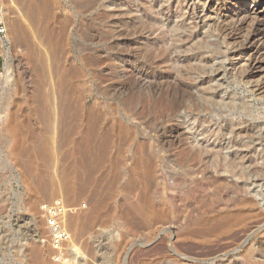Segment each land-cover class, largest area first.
<instances>
[{"label":"rangeland","instance_id":"obj_1","mask_svg":"<svg viewBox=\"0 0 264 264\" xmlns=\"http://www.w3.org/2000/svg\"><path fill=\"white\" fill-rule=\"evenodd\" d=\"M55 1L51 20L43 21L42 25L50 27L53 32L59 30L60 23L71 21L68 28L62 27L61 30H66L69 42L66 47V68L75 67L78 71L71 80L76 95L82 97V105L77 111L80 119L85 118L86 112L99 117L100 131L109 132L111 144L102 161H90L91 166H88L79 158L77 151V143L87 133L84 123L81 125L79 121L64 138L59 135L57 119L61 108L55 93L60 76L55 70L54 56L46 52L43 44L46 36L41 34L33 38L30 35L32 44L38 46L41 43L37 49L46 59L47 78L45 85H42L43 92L48 93L53 89L50 109L53 119L49 124L42 104H37V98L40 99L37 86L41 77L35 70V56L17 41V32L12 27V22L18 20L22 26L29 28L25 9L21 6L23 3L21 0H0V264H53L51 251L43 241L39 205L57 196L75 207L66 218V225L74 247L79 248H74L79 253L76 264H264V180L254 183L253 179H248L243 182L236 177L220 174L228 181L232 179L239 185L247 186L249 193L255 190L261 193L260 197L254 198L258 204L250 207V211L237 209L231 205L235 197L220 190L191 184L171 189L165 187L161 179L147 177L137 166L130 149L131 145L151 141L154 134L150 129L153 115L147 117L144 124L129 117L130 114L121 104L124 95H118V84L124 82L125 77L128 79L134 75L137 79L134 86L139 84L138 87L146 93L147 80H172L175 75L168 72H175L172 68L180 70L181 65L189 60L185 54L189 55L191 51L188 45L175 41L171 36L180 33L176 22L183 21L185 27L194 25L196 12L202 10L196 4L200 0H107L87 13L88 20L84 24L75 11V0ZM147 3H152L150 11L145 10ZM127 7L131 9L130 13H127ZM134 16L152 18L154 25L163 27L164 34L156 39L158 43L167 48L176 46L168 61L159 63L157 58L152 60L153 63L142 58L138 60L133 54L134 45L125 39L129 38L126 33L119 36L113 34L115 28L112 22L118 20L117 17L128 23ZM100 17H104V24H97ZM211 28L201 24L194 28L195 34L199 32L202 38H206L205 42H211V54H207L212 56L206 71L202 74L197 70L191 72V80L195 79L193 83L198 84L203 79L205 85L223 82V90L232 94L236 103L242 100L247 102L251 112L246 114L233 110L222 115L214 114L210 122L204 123V127L211 134L217 125L223 124V119L230 118L244 119L252 125L261 126L258 134L261 139L254 140L252 144L247 143V138L222 131L215 132L214 137L217 138L215 143L229 147L224 148V152L246 154L264 169V96L252 94L251 84L239 83L236 78L238 74L230 73V68L237 62L239 53L235 51L238 50L227 51L237 54L230 65L224 59L225 53L220 52L224 50V45ZM152 35L151 39L155 38L156 33ZM138 38L140 43L145 42L142 36ZM114 42L117 43L115 46ZM215 46L220 53L214 49ZM83 52H88L90 63L80 60ZM197 61L196 55L192 63ZM211 64L218 69L217 72H209ZM111 70L116 72L117 78L110 75ZM131 89L133 91L135 88ZM123 92L128 93L129 90ZM195 119L194 114L186 113L182 108L168 126L182 123L190 141L196 139V143L211 145L213 139L208 140L201 134L204 127L197 129ZM133 123H137L139 130L145 126L148 130L143 129L144 133L140 131L130 141L129 133L136 129ZM120 125L124 130L120 129ZM10 127L16 129L14 134ZM173 148L170 146L168 150L173 152ZM155 164L156 169L169 175L179 172L166 159L156 158ZM92 166L93 170L89 172L88 168ZM195 170L196 167L191 171L192 177L196 175ZM65 181L76 186L84 183L85 188L70 192ZM173 192L176 195L174 200ZM145 197L149 198L155 209L163 212L162 223L156 221L154 216L142 215L135 209V204ZM228 198L232 199L230 207L226 206ZM223 212L240 213L242 220L229 230L215 235L200 237L194 234L196 229L202 228L197 218L209 222ZM71 220H74L75 227ZM257 225L260 227L257 228ZM243 231L249 236L244 237ZM182 234L183 237H179Z\"/></svg>","mask_w":264,"mask_h":264},{"label":"bare ground","instance_id":"obj_2","mask_svg":"<svg viewBox=\"0 0 264 264\" xmlns=\"http://www.w3.org/2000/svg\"><path fill=\"white\" fill-rule=\"evenodd\" d=\"M103 1L107 0L74 1L75 11L82 19V24L86 23L88 20L86 19L87 13L100 5ZM21 2L23 3L21 6L24 7L22 8L25 9V19L29 24V28L22 26L18 20L12 22V27L17 32V41L27 47V49L30 50V53L35 56L33 58L35 61V70L41 77V82L37 86V92H39L40 97V99L37 98V104H42L45 118L50 122L51 119H53L50 115L52 103L51 91H53V89L48 93H44L42 86L45 85L47 78V71L45 70L46 59L37 49L41 43L39 42L37 46L36 44H32L30 39V35L38 38V35L42 34L46 36L45 40H43L45 49H47L46 52L54 56L55 70L60 76L58 89L55 93L58 95L57 102L59 103V108H61L59 112L60 115H58L59 117L57 119L58 128L60 129L59 135L64 138L65 135L71 132L76 125H78V122L81 121V125L84 123L86 126L84 128L85 133H87L83 140L77 143L79 158L84 160L88 166H91L90 161L92 163L98 160L102 161L107 156L111 144L110 134L108 131H100L99 117L91 114L88 115L89 113L87 114L86 112L85 118L80 119L81 115L78 114L77 109L82 105V97L80 94L76 95V88H74L71 81L78 71L75 67L68 66L66 68V55L68 53L66 47L69 42L66 30H61V28H68L71 21L66 20L63 24L60 23L58 25L59 30H53L52 32V29L45 24L42 25V22L49 19L51 20L53 15L52 7L53 3L56 2L55 0H21ZM196 4H198V8H202V10L196 12L194 16V25L185 27L183 21L176 22L178 30L181 29L180 33L171 34L172 39L182 42L184 45H188V48H191H189L191 54H185V57H188L189 60L181 65V69L172 68L175 72H168L169 75H175L172 77V80L166 82L164 79V81H158L157 79L154 80V78L153 80L149 79L147 80L148 85L145 86L148 88L146 93L138 87L139 84L134 86L137 82L134 75H130V78L128 79L125 77L124 82L118 84L120 92L117 93L118 95H124L121 99V104L125 111L130 114L129 117L144 124V120L153 115V119H151L152 127L150 126V129L151 133L154 131V134L152 139H150L151 141L131 145L130 149L132 148V156L137 166L142 169L143 173L149 178L161 179L165 187L174 189L188 184L193 186H206L213 190L225 192L228 195H231L232 198L235 197L233 204H231L232 199L228 198L229 201L227 200V207H230L231 204L234 208L249 210L250 207L258 204L254 198L260 197V191L255 190L253 193H249V191H247V186L239 185L232 179L228 181L227 178L222 177L220 174L236 177L243 182L248 179H253V182L257 183L264 180V169L258 167L254 160L250 159L246 154H238L237 151H233L232 153L224 152L223 149L229 147H224L220 145V143H215L217 138L214 136L217 132L222 131L224 133L232 134L233 136L247 138V143L252 144L254 140L261 139V137L258 136L259 131H261V126L252 125L244 119H223V124L216 126V133L213 132L209 134L204 127V123L210 122L214 114L222 115L223 112L225 113L233 110H236V112L237 110L241 112L244 111L247 114L251 112V106L243 100L236 103L233 99V95L226 93V91L223 90V82L214 84L208 83V85H205L203 79H201L197 84L193 83L195 79L191 80L190 74L195 70L201 74L204 73L210 57L212 56L207 54L211 52H209V50H211L209 49V47H211L209 45L211 42H205L206 38L203 37V39L199 32L198 34H195L194 28H196L198 24L208 27L211 26V29H213L217 37L220 38L221 45H224V50L220 52L225 53L224 59L226 58L230 65L233 62V58L237 56L235 52L239 53L237 62L230 68V73L238 74L236 78L239 83L244 82L245 84H251L252 87H250V91L252 94L263 97L264 0H200L199 2L197 1ZM127 8V13H130L131 9H129V7ZM151 8L152 3L149 5L147 3L145 10L150 11ZM117 18L118 20L112 22L114 23L113 26L115 28L112 30L113 34L119 36L120 34L123 35L126 33L125 35L129 37L125 38L126 40L128 39L127 43L134 45L132 47L133 50H135L133 53L135 58H142V60L146 62L151 61L152 63V60L157 58L159 63H165L168 61L172 52L176 51V46H169V48H167L158 43L157 40L160 39L164 33L163 27L154 25V19L134 16L127 23L126 21L121 20L120 17ZM96 22L97 24H104L105 19L104 17H100ZM176 32L178 31L176 30ZM153 33H156V36L151 39L150 36ZM197 35L198 37H196ZM139 36H142L145 41L143 44L138 41ZM196 39L198 40V43ZM115 44L117 43L114 42L113 45L115 46ZM218 44L216 43V46ZM213 48L214 47H212V49ZM65 49L66 51H64ZM214 49H217V47ZM235 49L238 51H235ZM228 50H234L235 52L227 53ZM191 55L192 57L189 58ZM196 55L198 61L197 63H192V59H194ZM80 60L90 63L91 57H89L88 52H83ZM212 65L213 64L209 66V72H217L218 69ZM212 68L213 70H211ZM110 75L113 77L117 76L116 72L113 70H111ZM145 76L150 78L147 74ZM189 79L191 80L190 82ZM131 88L135 89L132 91ZM126 89L127 91L129 90L130 93H124L123 91ZM182 108L186 113L195 115L197 129L198 127H204L200 132L206 139H213L211 145L204 146L199 144V141L196 143V139L190 141V138L187 137V132L182 128V123H175L168 126V123L173 120V117L179 115ZM45 122L47 123V121ZM51 122L49 124H52ZM133 126L137 131L133 127L135 131H131L128 136L130 141H133L136 138L137 133H140V131L143 132V129H147L145 126L139 130L137 123H133ZM119 127L121 130H124L122 125ZM10 128L11 132L14 134L16 129L14 127ZM32 136H34V134ZM170 146L174 147L173 152L172 150H168V147ZM155 148H157V150ZM175 149L177 150L176 152ZM156 158H158V160L166 159L173 163L179 172L169 175L167 172L165 173L156 169ZM195 167L196 175L192 177L191 171H193ZM88 169L90 172L91 169L93 170V166ZM65 185L70 192L85 188L84 183H81L80 186H76V184L70 181H65ZM43 187L46 189L45 187L47 186L44 185ZM148 190H150V187ZM174 194L175 192H173L172 195L173 200L176 199V195ZM135 209L142 215L154 216L158 222L160 221L162 223L164 219L163 212H161V210L159 211V209H155L149 198L145 197L140 203L137 202L135 204ZM242 216L243 215L240 213L233 214L223 212L212 218L209 222L204 218H197L196 221L199 225H202V228L196 229L194 234L203 237L227 231L230 227L239 223L242 220ZM206 221L207 224L203 226ZM73 222L74 220H71L72 226L75 225ZM259 227L257 225V228ZM168 232L167 233L170 236L171 233L170 231ZM243 232L245 233L246 231ZM183 235L184 234L179 237H183ZM243 235L244 237L249 236L246 233ZM74 246L73 240H71V248L79 249Z\"/></svg>","mask_w":264,"mask_h":264},{"label":"built area","instance_id":"obj_3","mask_svg":"<svg viewBox=\"0 0 264 264\" xmlns=\"http://www.w3.org/2000/svg\"><path fill=\"white\" fill-rule=\"evenodd\" d=\"M75 210L61 196L39 205L44 242L51 251L53 264H76L79 253L71 248L72 236L66 225V218Z\"/></svg>","mask_w":264,"mask_h":264}]
</instances>
